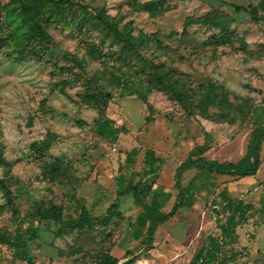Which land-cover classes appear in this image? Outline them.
Returning a JSON list of instances; mask_svg holds the SVG:
<instances>
[{
    "label": "rangeland",
    "instance_id": "374dc122",
    "mask_svg": "<svg viewBox=\"0 0 264 264\" xmlns=\"http://www.w3.org/2000/svg\"><path fill=\"white\" fill-rule=\"evenodd\" d=\"M261 1L0 0L15 33L0 49V179L15 203H6L0 187V233L21 234L26 252L15 258L0 244V264H190L220 235L217 220L229 214L224 189L253 205L224 247L235 257L228 264H264V142L256 175L199 178L191 203L157 228L152 246L139 221L155 191L171 194L164 211L171 210L176 168L205 139L209 159L245 154L256 109L264 108V11L258 21L249 11ZM97 13L138 39L139 51L98 23ZM35 21L50 40L29 38ZM150 63L184 103L157 85ZM105 117L119 127L112 138L95 132ZM149 147L165 162L143 177ZM134 148L139 154L129 164ZM198 171L182 173L183 188ZM120 175L130 193L109 223L86 226L77 201L89 217L105 215Z\"/></svg>",
    "mask_w": 264,
    "mask_h": 264
},
{
    "label": "trees",
    "instance_id": "16d2710c",
    "mask_svg": "<svg viewBox=\"0 0 264 264\" xmlns=\"http://www.w3.org/2000/svg\"><path fill=\"white\" fill-rule=\"evenodd\" d=\"M30 2H40L43 0H27ZM152 3H147L145 6H150ZM261 8L264 11V1H261L259 5L252 6L249 9L252 18L256 21L259 20L258 9ZM237 11L245 9L243 6H235ZM96 18L98 23L103 25L105 28L113 32L115 37L122 41L126 46H128L134 52L139 51L138 39L132 37L131 35L122 31L115 23L108 20L100 13H97ZM221 23H214L215 26H221ZM29 38L38 40L40 43L47 42L50 40V35L47 32L45 26L39 25L38 21H35L28 29ZM15 33L13 29L4 22L2 15L0 14V49L12 38H14ZM38 59H42L41 52L37 55ZM150 70L152 76L157 82V85L163 90L171 93L175 98L181 103L185 102V97L182 92H180L174 83L171 81L170 77L163 73L158 64L150 63ZM189 110V109H187ZM191 113V111H188ZM255 128L249 138L247 150L244 156L236 162L224 161L221 162L216 159H209L204 156L210 147L211 143L208 139H205L204 143L199 145L194 151H191L187 159L183 160L175 172V186L179 190L175 203L173 204L169 212L164 211V207L169 201L171 194L166 191H155L151 197V201L148 205L144 207L143 212L139 216V221L143 226H148L147 234L143 236V242L146 245L152 246L154 241V234L157 228L164 223L169 218L173 217L179 209L185 205L190 204L193 196V190L198 188V179L203 178L206 181H211L214 175H227L232 177H247L254 176L259 171L262 165V144L264 142V108L258 107L256 109L255 116ZM95 132L99 135L112 138L119 132V127L114 125V121L111 118L105 117L99 121L95 127ZM139 150L134 148L127 154V163L133 164ZM165 160L162 156L156 153L153 148H147L144 153L142 169V176L148 177L150 175L159 172L164 164ZM196 168L198 173L192 179L191 183L187 188H183L181 184V175L184 171ZM124 175H120L118 178L117 187V198L111 204L109 211L102 216L89 217L86 207H84L80 200L77 201L80 210V219L86 226H94L97 224H107L111 221L114 216L122 198L130 193L129 189H126L124 183ZM264 185V182H263ZM0 187L4 192L6 203L14 208V197L9 186L3 179H0ZM136 187H132L134 190ZM222 199L224 202L228 203L229 214L225 221L217 220V226L220 230V235L210 236L208 238L207 245L205 249L201 250L199 254L190 262V264H228L233 262L235 257L232 254H227L224 251V247L228 245L237 235V228L244 223L248 222L249 213L253 209L251 203L245 202L242 199H233L228 195L226 189L222 191ZM264 202L262 200V205L260 212L263 213ZM35 230L31 229V233ZM137 239L141 238V235H137ZM0 244L7 245L14 249L15 258H25L26 252L23 248L24 240L21 234L16 233L14 235L6 234L5 232L0 233ZM117 259L111 258L107 259L104 264H116ZM129 262V260L127 261ZM28 263L31 264L30 260ZM122 264H126L123 262Z\"/></svg>",
    "mask_w": 264,
    "mask_h": 264
},
{
    "label": "crops",
    "instance_id": "0c3cea01",
    "mask_svg": "<svg viewBox=\"0 0 264 264\" xmlns=\"http://www.w3.org/2000/svg\"><path fill=\"white\" fill-rule=\"evenodd\" d=\"M253 130H254V129L251 130V134H252ZM245 153H246V152H245ZM243 156H244V155H243ZM243 156H242V157H243ZM242 157H241V158H242ZM241 158H240V159H241ZM237 161H238V160H237ZM232 162H236V161H232ZM259 170H260V169H259ZM257 173H258V172H257Z\"/></svg>",
    "mask_w": 264,
    "mask_h": 264
}]
</instances>
